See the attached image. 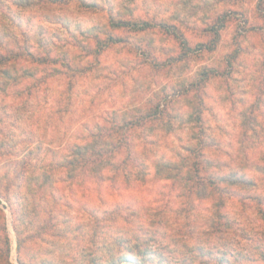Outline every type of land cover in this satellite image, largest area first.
Returning a JSON list of instances; mask_svg holds the SVG:
<instances>
[{
	"label": "rangeland",
	"instance_id": "374dc122",
	"mask_svg": "<svg viewBox=\"0 0 264 264\" xmlns=\"http://www.w3.org/2000/svg\"><path fill=\"white\" fill-rule=\"evenodd\" d=\"M5 52L21 57L0 67V264H111L144 235L159 264H264V0H0ZM134 114L127 174L55 166ZM192 147L235 180L224 205L187 190Z\"/></svg>",
	"mask_w": 264,
	"mask_h": 264
},
{
	"label": "trees",
	"instance_id": "16d2710c",
	"mask_svg": "<svg viewBox=\"0 0 264 264\" xmlns=\"http://www.w3.org/2000/svg\"><path fill=\"white\" fill-rule=\"evenodd\" d=\"M113 23H115V27L125 26L128 24L131 25L129 22H125L124 20H118ZM146 25L147 24L133 22L131 26L136 27L135 29L138 30H144ZM212 31L214 35H218L216 28H212ZM108 39L111 42L120 41L118 39L115 40V38L111 35L108 36ZM19 57H21L20 53H0V67L5 66L10 61L17 60ZM208 73L205 72L202 78L195 82V85L198 86L200 83H205L211 72ZM1 83L2 80L0 79V88L2 85ZM169 101L170 100H167L166 97L158 99L153 106L148 108V111L152 110V114L147 115L151 116V118L152 116L156 117L157 115V117L163 116L167 113ZM198 108L199 105L197 104V107L194 106L192 110L193 120L197 123L201 112ZM194 113L195 116H193ZM143 120V114L130 115L128 118L121 120V124L112 120L114 122L112 126H101L98 128V132L96 133L99 138L106 143L100 146L73 145L69 148V152L71 154L64 157L55 166L62 169V171H71L74 173L73 176H79L84 173L86 176H104L105 171L109 169V164L113 163L115 165V169L113 170L112 176H117L121 174V172H123L124 175L125 173L127 174V172H130V165L133 166L138 158L137 150L133 144V128L139 126ZM91 136H94V134H91ZM197 139L203 140L202 137ZM186 150L192 157L188 162L187 168L188 171L194 175L191 176V179L195 182V185H187V190L191 192L194 188L197 190L198 187L202 188L210 186L216 191L217 205H224V197L229 196H225L227 193L223 187H220V185L226 182L228 184H233L236 183L235 180L229 179L228 176H214L208 172L207 167L203 162L204 154L200 148L197 149L192 147L186 148ZM127 161H129L130 164L127 163ZM121 165H123V168H121V172H119L118 168ZM260 213L264 217V210H260ZM152 239L153 238L150 235L137 236L133 239L132 250L127 251V253L130 254H121L116 256V258L112 259L111 264H120L126 261L131 262L132 264H159L162 262L161 253L151 247Z\"/></svg>",
	"mask_w": 264,
	"mask_h": 264
}]
</instances>
